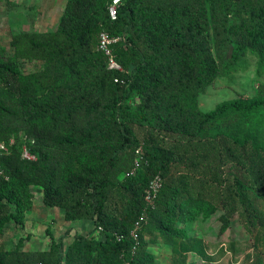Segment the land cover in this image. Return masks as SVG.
<instances>
[{
	"label": "trees",
	"instance_id": "obj_1",
	"mask_svg": "<svg viewBox=\"0 0 264 264\" xmlns=\"http://www.w3.org/2000/svg\"><path fill=\"white\" fill-rule=\"evenodd\" d=\"M65 1L56 32L16 35L11 54L0 41V264H156L158 239L187 264L209 259L187 234L202 215L264 230V85L209 112L198 103L247 53L264 67V0H118L116 19L115 0ZM102 31L119 38L122 70L100 51ZM36 187L97 235L48 230V250L7 249L5 228L25 222Z\"/></svg>",
	"mask_w": 264,
	"mask_h": 264
},
{
	"label": "rangeland",
	"instance_id": "obj_2",
	"mask_svg": "<svg viewBox=\"0 0 264 264\" xmlns=\"http://www.w3.org/2000/svg\"><path fill=\"white\" fill-rule=\"evenodd\" d=\"M65 0H0V41L8 53H13L10 43L16 35L22 33L56 32L65 9ZM112 38L108 32L102 31ZM42 63H22L23 75L37 72ZM258 58L247 53L237 64L236 69H226L215 82L207 87L198 99L204 112L215 110L223 103L237 99H252L258 89L264 85V67L260 68ZM14 140L11 143L14 144ZM24 141V145H26ZM32 208L26 212L25 222L21 225L10 222L5 228L4 244L7 249L15 248L20 240L22 249L28 251L48 250L51 238L64 235L69 228L73 232L95 234L91 221L67 222L64 211L45 206L41 188H33ZM264 210V206L261 207ZM221 212L215 216L202 215L187 227L189 237L203 241L209 259L190 254L187 264H264V230L251 229L242 217L231 220L229 229H222ZM261 236L260 239L256 235ZM70 241H68L69 243ZM149 251L156 257V264H175L177 257L171 245L163 239L149 243Z\"/></svg>",
	"mask_w": 264,
	"mask_h": 264
},
{
	"label": "built area",
	"instance_id": "obj_3",
	"mask_svg": "<svg viewBox=\"0 0 264 264\" xmlns=\"http://www.w3.org/2000/svg\"><path fill=\"white\" fill-rule=\"evenodd\" d=\"M117 4L118 0L114 1V4L110 7V16L112 19H116L117 17ZM117 38H112L106 33L102 32L100 36V45L99 49L103 52L109 59V68L113 70H122L121 66L116 62L115 58L112 54V44L117 42ZM12 145V143L10 144ZM9 145L0 141V153H8ZM24 157L28 159H34V157L30 156L27 151L24 153ZM162 185L161 178L156 177L150 184V188L147 190L145 194V200L149 206L154 205V200L157 196L158 191L160 190ZM134 238H137V232L134 231L132 233Z\"/></svg>",
	"mask_w": 264,
	"mask_h": 264
}]
</instances>
